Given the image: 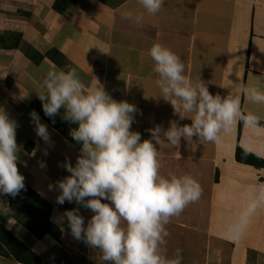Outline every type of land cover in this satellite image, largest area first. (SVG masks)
<instances>
[{
  "label": "crops",
  "instance_id": "0c3cea01",
  "mask_svg": "<svg viewBox=\"0 0 264 264\" xmlns=\"http://www.w3.org/2000/svg\"><path fill=\"white\" fill-rule=\"evenodd\" d=\"M54 1L0 0V38L9 45H0V108L17 125L16 140L21 146L18 168L25 176V182L52 204V220L70 235L66 220L61 221L60 218L65 211L77 205L68 202L58 204L59 190L50 189V185L70 175L62 164L70 159L75 165L82 146L75 145L39 115L51 133V143L46 144L37 136L30 118L34 110L31 104L40 100L38 93L43 91L41 84L49 69H75L86 85L97 78L115 100L118 99L116 94L123 90L125 98L121 99L137 104V116L147 120L152 127L161 125L166 129V124L172 121L181 126L191 124L190 118L175 114L172 105L164 99L161 106L158 100L142 103L140 93H149L148 85L137 88L133 79L154 83L158 76L151 77L143 66L133 70L130 61L122 63V59H118L119 51L113 52V43L115 35L127 32L131 25L136 26L135 35L129 33V37L140 43L137 36L142 40L146 27L152 26L156 28L152 36L154 33L162 36V29V33L171 37H167L168 43L172 39L173 42L177 39L178 44L184 43L180 37L183 33L186 37L187 33L185 42H190L192 50L197 39L194 27L203 13V26L208 28L204 31L206 34L199 31L203 42L198 41V46L205 51H201L199 57L202 61L198 67L199 71L202 67L205 73L218 72L219 80L202 81L209 91L213 90V95L239 94L242 110L256 114L264 122V105L250 103L242 94L245 85L264 89V0H184L181 3L165 0V9H179L180 13L174 15L169 11L166 15L158 13L154 16L144 12L138 0H119L115 8L99 0H79L64 14L53 8ZM182 9H187L188 13ZM128 12L133 14L132 18L125 17ZM140 13H144V20L137 23L134 17ZM156 16L170 25L165 23L161 28V24L155 21ZM176 24L180 25L179 29L175 28ZM208 31H212L211 45L205 43ZM17 34L21 35V42L15 48ZM159 37H155L154 44ZM129 45H122L121 49L136 48L143 61L147 48L138 47L135 40ZM31 48L44 56L43 60L36 62L28 57L27 52ZM215 61L218 65L213 63ZM153 67L151 60L150 68ZM190 69L193 70V60L189 62L188 72ZM150 86L156 89V86ZM135 90L139 100L132 98ZM64 112L62 107L58 115L61 119ZM161 112L165 113L163 119L160 118ZM156 147L162 175L187 174L199 182L201 196L187 207L197 212L196 219L205 220L209 242L215 244H211L212 250L219 251L222 243H229L225 246L232 247L227 255L229 264H250L251 254L257 255L254 264H262L258 256L264 261V167L239 162L236 155L240 147L264 159V126L258 130L243 123L241 128L240 121H237L229 131L221 134L220 143L194 137L191 142L182 138L178 147L162 139ZM42 161L46 163L44 168L40 166ZM80 213L85 217V223L93 215L83 207ZM9 215L17 219L11 228L8 226ZM0 222L40 255L43 264H62L63 251H67L50 235L42 239L35 237L29 229V220L10 195H0ZM79 245L81 247L80 242Z\"/></svg>",
  "mask_w": 264,
  "mask_h": 264
},
{
  "label": "clouds",
  "instance_id": "9594fccd",
  "mask_svg": "<svg viewBox=\"0 0 264 264\" xmlns=\"http://www.w3.org/2000/svg\"><path fill=\"white\" fill-rule=\"evenodd\" d=\"M138 3L154 16L165 0ZM125 17L133 14L125 13ZM134 19L143 22L144 13ZM148 54L158 76L155 83L160 98L172 105L175 114L190 118L191 124L172 121L167 129L156 125L147 130L151 139L142 140V134L132 130L137 106L113 99L97 78L86 85L75 69H49L41 84L43 91L38 93L47 117L54 120L65 109L62 120L77 125L70 134L82 145L75 165L70 159L62 164L70 175L50 185L59 190L58 204L77 205L60 220H66L76 240L99 250L105 264H182L180 249L173 257L165 254L166 226L200 198L201 186L191 175L160 173L156 145L162 139L176 147L182 138L220 143L221 134L237 121L258 130L262 127L259 116L242 110L239 94L213 95L202 80L187 76L181 58L170 48L155 43ZM242 94L246 101L264 105L262 88L245 85ZM30 118L37 136L50 144L51 133L39 113L33 110ZM16 128L15 121L0 108V195L12 197L25 189V176L18 168L21 146ZM40 166L44 168L46 163L42 161ZM81 207L93 213L87 223ZM16 223V217L9 215V228Z\"/></svg>",
  "mask_w": 264,
  "mask_h": 264
},
{
  "label": "rangeland",
  "instance_id": "374dc122",
  "mask_svg": "<svg viewBox=\"0 0 264 264\" xmlns=\"http://www.w3.org/2000/svg\"><path fill=\"white\" fill-rule=\"evenodd\" d=\"M183 1L184 0H176V3H181ZM169 11H171L170 13L173 12L174 15H176V13H180L179 9H176V10L165 9V7L163 6L159 14L162 13L163 15H166L167 12ZM183 11L185 12V14L188 13L187 9H184ZM170 17L172 18L171 14H170ZM204 19H205V16L203 13H201L200 18L198 19V22H197L198 24L197 26L194 27L196 29L194 33L195 35H197V39L195 42V46L193 47L192 50L189 47L190 42L188 41L185 42V39H188L187 33H186V37H184L185 36L184 33L180 37V39H182L184 43L178 44L177 39H174V42L172 39L168 43L166 39L169 36L165 35V33H162L163 31L162 29H161L162 36L159 37L158 36L159 34L157 33H154V35L152 36L156 28H153L152 26H147L145 29V37L142 38L141 40L140 37L137 36V39L139 38V41H140L139 43L134 37L133 38L129 37V33H133L135 35L134 32H135L136 26L131 25L127 27V30H128L127 32L117 33L115 35V39H114L115 42L113 43L114 45L113 52H115V50L119 51L118 59H122L121 60L122 63L126 61H130L131 67L133 70L139 69L141 66H143L146 72L151 73V77L152 76L157 77V74L153 71V68H150V63L152 59L148 54L149 49L154 45V39L157 36L159 37L157 43H160L166 47L169 46L168 48H170L175 54H177L181 58L182 62L185 65V74L189 76L193 81L213 80L217 82L219 80L218 72L205 73L206 71H204L202 67H201V71H199V67H198V64H201V61H202V58L199 57L200 54H202L201 51L203 52L205 51V50H201L198 46V41L203 42L202 39H200L201 37L199 35L200 33L199 31L204 32L208 28L207 26H203ZM155 21H158V23L161 24V28L163 25H165V23L170 25V23L165 22L166 20L162 19L159 16H156ZM179 26H180L179 24H176L175 28L179 29ZM182 28L183 27H181V29ZM208 32H209V35L206 36L205 39L207 41L205 43L207 45H211L213 44V39L211 38L212 31H208ZM134 40H135V44L139 45L138 47L144 46L145 47L144 49L147 48V53H145L142 57L143 61L140 60L141 56L138 54V51L136 48L131 49L130 47H127L126 49H121L122 45L130 46L129 44L133 42ZM170 43H172V45H170ZM186 43H188V46L186 45ZM192 60H193V70L190 69L188 72L189 62ZM213 63L218 65L217 61ZM157 78H155V81ZM138 82L139 81H136L135 79H133V83L135 84V86H137V88L141 87L142 85H146V84L148 85V88H149V93L145 94L144 91L140 93L142 95L141 96L143 100L142 103L149 104L151 103V100L152 101L158 100V104L161 106V104L165 102L163 98H160V91H159V88L156 86L155 82L154 83L153 82H148V83L139 82L138 83ZM150 85L156 86V89L153 86L151 87ZM210 92L212 93L213 90H211ZM132 93H133L132 98H134V100H137V99L139 100V94H137L138 97H136L137 96L136 90L133 91ZM116 95L115 96L118 98L117 101H123V99L121 98H125L124 97L125 94L123 93V90H121V92L117 93ZM162 107H165V106H162ZM163 115H165V113L161 112L160 118L163 119ZM146 121L141 120V118L137 116L136 114L135 120L132 125L133 131H138L142 134V140L147 139V136L150 135L148 134L149 132L147 130L149 128H152V126ZM169 123L170 122H168L167 124L165 123L166 129L170 127ZM165 124H162V125H165ZM202 175H204L203 172H202ZM211 177H210V180H211ZM208 197L209 198L211 197L209 193H208ZM195 213L197 212H192L188 209V207H186L180 215L174 216L170 219L169 224L166 226L169 232V236L166 238L167 243L164 246L165 254L168 257H173L176 253V250L180 249L182 252V256H183L182 264H229L227 255H228V252L232 249V247L231 246L225 247L229 245V243L228 244L222 243V245L219 246L220 248L219 251H216V249L212 250L213 245L215 244L211 243L213 244L211 245L209 242L210 237L208 239L207 234H206L208 230H207V226L205 225V220L196 219L195 217L197 216V214ZM78 241L80 242L82 248L81 247L77 248L76 253L72 254V257L70 254L63 251L62 258L64 260L61 261L62 264H105V262L101 258V254L99 250L91 248L90 246L86 245L82 240H78ZM214 241L215 239H213V242ZM64 254L66 255L65 257H64ZM255 257L257 258V255H252V254L250 255V260H249L250 264H254L256 260ZM0 259H1L0 260L1 264H17L11 258L7 259L5 257L0 256ZM258 261L264 264V261L260 260L259 256H258Z\"/></svg>",
  "mask_w": 264,
  "mask_h": 264
},
{
  "label": "trees",
  "instance_id": "16d2710c",
  "mask_svg": "<svg viewBox=\"0 0 264 264\" xmlns=\"http://www.w3.org/2000/svg\"><path fill=\"white\" fill-rule=\"evenodd\" d=\"M79 0H55L53 8L64 14L71 5L76 4ZM100 2L107 4L111 7H116L119 0H99ZM15 41V48H18L21 42V35L17 34ZM0 45L9 47L6 45L5 39L0 38ZM58 52V50H55ZM51 55V53H49ZM27 56L36 62L43 60L44 56L40 55L37 51L31 48L27 52ZM32 108L39 113V115L51 124L57 131L63 136L72 141L77 146L78 144L71 136V130L77 125L71 122L62 120L58 115L54 118H49L44 114L42 101L34 100L31 104ZM243 122L240 121V127L242 128ZM261 125L264 126V122L261 121ZM237 160L246 164H252L257 167H264V159L257 157L256 155L245 151L242 148L237 150ZM13 202L17 208L22 212L24 217L30 222L31 233L42 239L46 235L53 237L64 250L69 254H75L77 248L80 247L79 242L71 236L64 228L58 226L52 220L53 206L46 199H44L37 191H35L30 185L25 182V189L22 190L16 197H12ZM255 254V253H254ZM0 256L5 258H11L20 264H43V258L29 248L23 241H21L14 233L6 229L5 225L0 222Z\"/></svg>",
  "mask_w": 264,
  "mask_h": 264
}]
</instances>
